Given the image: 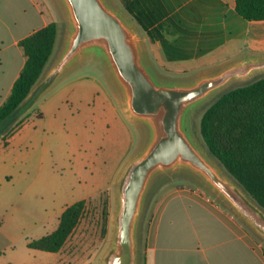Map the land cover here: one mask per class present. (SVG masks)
<instances>
[{
	"label": "crops",
	"instance_id": "crops-1",
	"mask_svg": "<svg viewBox=\"0 0 264 264\" xmlns=\"http://www.w3.org/2000/svg\"><path fill=\"white\" fill-rule=\"evenodd\" d=\"M113 1L133 21L148 61L164 77H191L264 57V21L242 18L237 0ZM52 22L60 24L53 0H0V107L27 62L21 41ZM59 100L85 108L96 125L113 131L132 129L135 140L123 165L138 149L140 130L109 76L96 63L72 71L42 95L19 119L16 131L0 138L3 147L29 136L55 112L52 107ZM182 219L184 228L194 235L193 244L178 242ZM250 232L204 191L177 188L156 206L146 240L145 264H264V244Z\"/></svg>",
	"mask_w": 264,
	"mask_h": 264
},
{
	"label": "water",
	"instance_id": "water-1",
	"mask_svg": "<svg viewBox=\"0 0 264 264\" xmlns=\"http://www.w3.org/2000/svg\"><path fill=\"white\" fill-rule=\"evenodd\" d=\"M53 1L60 17L56 52L13 121L18 122L64 76L96 63L119 92L142 137L114 182L119 196L116 232L101 264H141L147 195L157 180L178 172L201 184L264 244V209L205 142L190 137L186 130L192 108L201 109L216 95L220 94L213 103L233 89L264 78V57L191 77L167 78L151 66L133 21L113 0ZM240 82L246 84L227 90Z\"/></svg>",
	"mask_w": 264,
	"mask_h": 264
},
{
	"label": "rangeland",
	"instance_id": "rangeland-1",
	"mask_svg": "<svg viewBox=\"0 0 264 264\" xmlns=\"http://www.w3.org/2000/svg\"><path fill=\"white\" fill-rule=\"evenodd\" d=\"M68 33L65 28V35ZM245 84L236 83L227 90ZM219 95L201 109L192 108L186 116L187 132L202 144V114ZM52 109L55 112L29 136L7 148L0 143V264H101L113 246L119 208L114 182L132 151L134 133L131 128L113 131L111 127L110 131L96 125L85 108L60 100ZM177 188L204 191L208 199L219 203L201 184L179 172L157 180L145 201L141 264H145L146 240L156 206ZM84 199V217L62 251L49 253L28 247L30 241L55 232L64 210ZM183 222L178 242L193 244L194 235Z\"/></svg>",
	"mask_w": 264,
	"mask_h": 264
},
{
	"label": "trees",
	"instance_id": "trees-1",
	"mask_svg": "<svg viewBox=\"0 0 264 264\" xmlns=\"http://www.w3.org/2000/svg\"><path fill=\"white\" fill-rule=\"evenodd\" d=\"M237 12L247 21H264V0H237ZM59 37L52 22L21 41L27 62L8 100L0 107V138L11 136L20 122L13 116L30 95L50 62ZM200 132L210 152L264 209V78L221 96L202 115ZM87 200L62 213L55 232L30 241L28 247L59 253L84 217Z\"/></svg>",
	"mask_w": 264,
	"mask_h": 264
}]
</instances>
